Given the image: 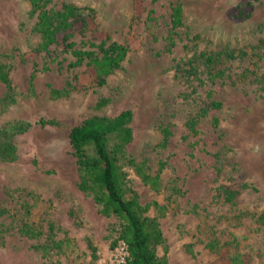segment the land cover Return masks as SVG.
Returning <instances> with one entry per match:
<instances>
[{
    "label": "rangeland",
    "instance_id": "374dc122",
    "mask_svg": "<svg viewBox=\"0 0 264 264\" xmlns=\"http://www.w3.org/2000/svg\"><path fill=\"white\" fill-rule=\"evenodd\" d=\"M247 1L43 0L47 10L84 13L44 48L39 9L0 0V68L10 82L0 81V139L17 148L14 160L0 158V264L117 262L118 220L78 189L68 134L124 109L133 115L126 150L136 165L124 167L127 185L162 231L157 257L228 264L242 253L264 264V0L235 17ZM113 41L126 56L99 85L90 56L78 63L72 50L97 57ZM141 172L158 176V187ZM220 187L239 194L225 201Z\"/></svg>",
    "mask_w": 264,
    "mask_h": 264
},
{
    "label": "trees",
    "instance_id": "16d2710c",
    "mask_svg": "<svg viewBox=\"0 0 264 264\" xmlns=\"http://www.w3.org/2000/svg\"><path fill=\"white\" fill-rule=\"evenodd\" d=\"M38 11V30L42 35V46L47 47L54 41L55 33L65 30L69 26V18L82 15L74 6L65 5L60 10H47L43 7V0H29ZM139 3L142 0H134ZM259 0H248L243 9H240L235 17H247L244 10L251 9L253 3ZM182 8L179 2L172 7L171 23L176 27L181 22ZM73 46V44H69ZM126 48L113 41L107 46L101 47V55L92 57L90 52L72 50L78 56L79 63L82 54L90 56V66L97 76V84L101 85L109 73L119 67L126 56ZM0 81L6 83L10 89L8 71L5 66L0 68ZM219 103L211 102V106L217 107ZM207 109H202L205 112ZM132 111L124 109L113 116H92L78 125L73 126L68 134L69 143L75 157L78 172L77 187L90 194L100 207V213L104 216H113L119 223L117 241L112 245L116 248L119 243H124L126 255L121 262L113 264H166L165 260L157 257L158 245L164 244L162 231L156 220L144 215L137 193L128 187L125 166L135 165L126 148L132 141L131 128ZM14 123L13 130L26 129L28 124ZM167 129H163V140L168 137ZM17 156V148L9 138L0 139V158L14 160ZM142 178L152 187H158L159 177H150L141 172ZM219 191L225 201H232L239 191L220 187ZM250 215L249 211L245 212ZM259 222L264 226V211L258 215ZM25 233L35 234V230L29 227L23 229ZM211 250L221 252V247L210 241L207 244ZM228 264H249L250 260L240 253L227 258Z\"/></svg>",
    "mask_w": 264,
    "mask_h": 264
},
{
    "label": "built area",
    "instance_id": "2783aa9c",
    "mask_svg": "<svg viewBox=\"0 0 264 264\" xmlns=\"http://www.w3.org/2000/svg\"><path fill=\"white\" fill-rule=\"evenodd\" d=\"M126 255V247L124 243H119L115 248V259L117 262L123 261Z\"/></svg>",
    "mask_w": 264,
    "mask_h": 264
}]
</instances>
